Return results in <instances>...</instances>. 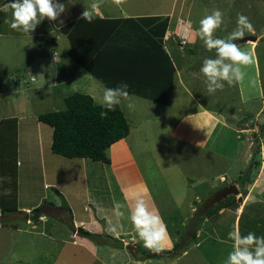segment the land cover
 <instances>
[{"label":"rangeland","instance_id":"1","mask_svg":"<svg viewBox=\"0 0 264 264\" xmlns=\"http://www.w3.org/2000/svg\"><path fill=\"white\" fill-rule=\"evenodd\" d=\"M3 2L6 0H0V6L4 5ZM59 2L64 4L65 12L56 21L45 18L31 33L11 29L9 24L4 22L6 19L11 20V9L8 12L0 11V120H10L9 123L5 124L4 138L0 144V217L11 214L9 211H11L13 203L10 200L13 194H16L17 179L19 205L39 208V212L36 213L18 211L28 214L27 220L14 219L0 223V264H118L119 262L118 259H111L109 254L112 249H107L104 244L93 241H90V245L88 243H75L76 239L68 229L69 220L65 214L68 207L57 192L61 189L70 201V198H73L76 193L78 195L85 193L83 189L85 179L90 181L91 177H96L94 180L99 182L91 183V185L96 184L94 188L91 186V199L101 207H106L111 203V199L118 196L117 186L112 187L110 182L107 186L103 179L105 175L99 170H94L93 175L92 170L86 174L84 170L77 171L74 167L66 166L64 162L69 161L67 158H61V156L50 151L51 127L37 121L34 117L41 113L63 110L65 108L64 98L74 92L92 96L93 93L88 88L89 86L94 88L93 91H97L102 99L104 88L102 83L72 61V58L67 54L71 47L69 40L59 32V26L61 27L81 17L85 10L84 3H91V0H59ZM99 8L111 13L110 17L129 15L168 17V25L162 39V45L165 52L171 56L172 52L174 54L180 52L179 58H172V60H174L175 65L177 63L182 72L181 78L186 79L187 90L196 95L202 101L201 103H205L211 110L221 112L227 117L233 113V116L230 117L231 121L222 116V121L225 123L231 125L233 122L234 125L238 121L242 123L247 121L249 127L255 126L258 129V132L256 130L257 133L253 136L249 133L246 142L245 140L241 142L240 148L247 147V151H249V148L258 147L259 140L264 145V93L257 99V103H245L237 107L239 95L235 83L229 86L225 82L223 90H217L212 94L207 91L205 82L199 84L198 78L191 86L188 82L192 81L186 74L193 70V74L196 72L203 75L200 72L202 62L206 57L215 58V50H208L198 36L196 38L197 43L191 45L194 49L192 50V47H188L189 43L182 44L186 40L181 38V35L174 37L172 32L167 33L169 23L173 26L174 21L175 23L179 21L185 28L192 27L191 34L196 36L200 20L206 15H210L214 9H219L223 13V23L214 35L217 38H224L236 29L237 14H244L253 25V30L251 32L246 31L245 36L256 37L260 35L251 50L248 43L239 44L242 50L251 53L252 59L253 57L256 59V66L254 63L242 66V70L247 73L245 80L250 78V81H254V84L250 83V87L247 86V93L253 90L257 92L256 80L261 82L264 91V0H104L103 5ZM169 40L174 42L173 48L169 45ZM178 41L182 44L181 46L177 44ZM80 42L83 44V47L80 48H84V50H88L92 43L103 44V40L96 36L95 32ZM79 50L82 51V49ZM188 50H192V55L198 56L195 59L191 58ZM101 59L104 58H100L101 62L97 61L103 64ZM190 62L192 64L191 70L188 68ZM255 68L259 71L258 77ZM30 69L33 71L32 73L29 72ZM139 74L142 75L141 72ZM60 77L62 82L59 81ZM66 77L67 81H65ZM32 78L34 79L32 80ZM173 78L172 76L171 84ZM167 81L169 82V78ZM38 88H41V94H38ZM22 90H25V94L22 93ZM46 92L47 97L44 96ZM151 93V90L146 87L144 94L151 96ZM3 94L5 96H2ZM20 95H26V97L30 95V100L21 102ZM132 95L135 96V94ZM176 95L179 100L170 110L167 107L142 99L138 95L136 97L140 98V103L134 111H129L123 105L120 108L129 123V129H131V135L129 139L127 136V139L129 140V152H132L133 157H135L133 166L139 167L143 173L171 235H177L176 231L181 230L180 235L175 238V242L179 241L180 244L187 231L185 224L187 225L188 222L186 223L182 219L189 212L188 205H193V208L197 205L189 199L203 191L204 188L198 181L199 176L203 173L207 176L218 175L222 169L226 168L225 166H230L229 172L232 175L227 181L243 185L246 183V179L253 178L251 168L254 167L250 161L245 165L242 162L232 163L214 157L209 159V155L201 157L192 147L178 143V139L174 141L169 139L167 132L170 129V123L177 121L184 113L193 112L194 109L192 106L188 108L186 101L189 97L181 93L179 88ZM96 98L94 102L101 104V99L96 100ZM236 108H239L237 114H235ZM252 115L256 117L255 122L253 121L254 118L253 120L250 119ZM12 118H15V124ZM12 121L13 125L11 126ZM249 121L253 124L251 123V125ZM14 125L16 134L12 132ZM147 126L152 127V134H155V138L152 134L147 133V130H150V127ZM216 128L217 124L214 125V129L208 138L211 146H217L218 152L224 149L232 151V148L235 147L234 136L225 134L217 144L213 132L219 131L220 128ZM180 129H184V123ZM14 146H16V153ZM17 156L23 163L25 162L18 173L19 175H16L15 171L16 163H20ZM194 156H198L199 165L195 166L191 162ZM248 170H251V173ZM188 178L195 183L193 190L187 187ZM111 181L114 183L113 179ZM214 188L215 185L208 188L209 193L213 192L214 194L216 191ZM220 190L217 197L213 196V202H217L218 196L229 193V191L224 193ZM81 196L82 199L77 204L78 208L80 212H83L85 205L89 209V214L93 209L86 204L85 197ZM39 214L43 216L40 218L41 221L37 219ZM124 218L127 220L126 215ZM99 236L97 241L111 238L107 235ZM115 240L117 239L115 238ZM128 242L132 245L126 246L125 249H127L130 257H132L131 254H134L149 257L147 259L159 258V253L157 254L156 251L153 256L148 253L149 249L143 246L140 239L137 242L133 240H128ZM162 251L167 250H160L159 252ZM199 251H201L200 254ZM176 257L172 256L159 260L164 264H170ZM187 260H207V256L202 253V250L193 249L179 262L182 264ZM153 264L160 263L154 262Z\"/></svg>","mask_w":264,"mask_h":264},{"label":"crops","instance_id":"2","mask_svg":"<svg viewBox=\"0 0 264 264\" xmlns=\"http://www.w3.org/2000/svg\"><path fill=\"white\" fill-rule=\"evenodd\" d=\"M5 3L6 2H3V4ZM110 15L111 13L101 10V8L95 10V17L99 19H122V18L124 19L130 17H146V15H129L123 17H110ZM149 16H159V15H149ZM174 23L173 26L171 23H169L167 33H169V31L172 32L174 37L175 36L178 37L181 35V38H184V40H186L182 44L186 45L187 42L190 44L188 47H192L191 45L197 43V39H196L197 35L192 36L191 34L192 27H190L189 29L185 28L183 27V24L180 23L179 21L175 24ZM254 38H256L255 41L246 42L248 43L250 50L253 49L257 40L260 38V35L256 37L254 36ZM168 42H170L169 45L171 46V48H173L172 44L174 42H172L171 40H169ZM177 44L179 46L182 45L179 43V41ZM192 50H194L193 47ZM192 50H188V53L190 54L189 56H191V58L195 59L198 55H192L193 54ZM172 53H173L172 54L173 57L167 52V55L169 56L171 63L175 69L173 75L174 77L173 82L171 84L169 104L164 105L140 97L152 103H156L158 105L167 107L169 110L171 109V107L173 108V106L179 100L176 95L178 88L180 89L181 93L189 97V99L186 102L188 108L189 106L194 107L193 112L184 113L182 114L181 117L177 119V121H175L174 123H170V129L167 132V134L169 135V139H171L172 141L178 139V143H183L184 145H187V147L188 146L192 147L195 150V152L198 153V156L201 155V157H204L205 155H209V159H212L214 157L215 159H221V160L223 159L224 161L228 160L231 161L232 163L242 162L245 163V165H247V163L250 161L252 163L251 165L254 168H251L253 171L252 172L253 178L246 179V183L243 185H239V184L237 185L235 184V182L227 181L228 178L232 175L229 172L230 166H225L226 168L222 169L221 173H219L218 175L212 174L207 176L204 175L203 173L202 175L199 176L200 179L198 181H200L201 183L200 185L204 188L203 191H200V193L193 195V197L189 199V201L191 200L192 202H195L197 205H195L194 208L193 205L192 206L188 205L189 212L182 219L184 222L186 221V223L189 221L188 218L191 219L195 211L203 205L204 200L210 198V196L213 194V192L209 193L208 191V188L213 187V185H215L214 189H216V191L217 190L219 191V189L223 190L224 188L232 186L235 188L236 194L232 192L231 194L228 193V195L226 196L229 197L233 196L234 197L233 200L232 199L228 200L224 205H222L216 211L206 214L205 217H203V219H201L196 224L195 232H194L195 237L189 240L184 251L181 254H179L173 261H171L170 264H181L179 260L181 258H184L193 249L202 250V253L205 256H207V260H192V261L187 260L182 262V264H224V262L227 259L228 253L232 251V245H233V241L230 240L228 237L229 232L238 228L242 235H246L249 232H254L257 236H264V145L262 144L261 140H259L258 147L255 146L253 148H249V151H247L248 150L247 147L240 148L241 142H243L244 140L246 142L249 133H251L253 136L255 133L258 132V129L255 126L253 127L251 126L253 124L251 121H249L250 124L252 123L250 125L251 127H249L247 121L243 123L238 121L237 124L234 125L232 122L231 125H229L224 121H222V116L223 118H226L227 120L230 119L231 121L230 117L233 116V113L230 114L229 117H227V115L224 116L221 112H217L216 110H211L209 107H207V105H205V103L204 104L201 103L202 101L198 99L196 95L191 94L187 90V86H186L187 83L185 84L186 79H183L184 77L181 78L182 72L180 71L177 63L175 65L174 60H172V58L174 59L179 58L178 55L180 54V52H178L177 54H174V52ZM255 60L256 59H254L253 57L252 63H254L256 66ZM188 65H187L188 68L191 70L192 67L191 62ZM255 71H256V76L258 77L259 71L257 70V68H255ZM29 72L32 73L33 71L30 69ZM186 76L192 81V82L190 81L188 82L191 86H193V83H195L197 78L199 84L205 82L204 79L205 77H203V75H199L196 72L193 74V70H191V72H188ZM167 79L166 77H161L160 74L156 72L147 71L146 74L144 75V78L139 80L140 82L139 87L143 91H145L146 87L149 88L152 92L151 93L152 97H157V95L166 96L167 86H168ZM59 81L62 82L61 77ZM65 81H67V77ZM101 85L104 87L103 84ZM256 85H257V92H254L253 90L250 91V93H247V86L250 87V78H247L246 80L244 78L243 81L235 83L239 95V97H237V102H238L237 107H240L241 104H245V103L248 104L257 103L258 101L257 99H259L263 95L264 91L262 89V85L259 80H256ZM88 88L91 89V93L93 94L95 93V95L92 94L91 96L93 100L97 96L98 98H96V100L101 99L99 93L97 91L96 92L93 91L94 88H91V86H89ZM40 91L41 88H38V92H39L38 94H41ZM23 92L25 94V90H22V93ZM34 92H37V90H34ZM2 96H5V94H3ZM44 96L47 97V92L44 94ZM20 98H21V102L25 100H30L29 99L30 95H28V97H26V95L23 96L20 95ZM235 110H236L235 114H237L239 112L238 111L239 108H236ZM36 116L37 115L34 116L35 119ZM255 118H256L255 115L254 116L252 115L250 117V119H252L254 122L256 121ZM243 119L246 120L245 118ZM183 123H184V129L181 130L180 126ZM215 124H217V128L219 127L221 130V131L215 130L213 132V135H215L214 138L217 139L216 142L217 144L221 141V137L225 134L234 136L235 147L232 148V151H227V149H224L223 151L218 152V149L216 148L217 146L216 147L211 146V143L208 141V138L211 132L213 131ZM147 127H150V130L146 129L147 133L152 134V127L151 126H147ZM130 135H131V129L128 135V139ZM152 135L154 136L155 134ZM128 139L126 137L109 147V149L107 150V156L110 160L108 165L101 162H94L89 159H68L69 161L64 162L66 166L74 167L77 171L84 170L86 174L89 173V170H92V173L94 175V170H99L105 175L103 179L105 180L104 183H106L107 186H109V182L112 184L111 185L112 187L115 185L117 186L118 196H116L114 199H111V203L108 204L106 207H101L91 199V195H90L91 186L92 188L96 186V184L91 185V183L99 182L94 180L96 179V177H91L90 181L88 179H85L83 186V189L85 190L86 193L85 196H84L85 194L84 192L79 193V195L78 193H76L73 196V198H70L69 201L66 197V194L61 189L60 191L58 190L57 192L63 198L62 200L65 202V204L68 207L67 209L69 212L66 211L65 214L67 216V219L69 220L68 229L69 231H71V234L76 239L75 243H88L90 245L91 240L83 238L77 234V229L81 228L84 231L89 232L91 234L107 235L108 237H111L113 239L116 238L118 241L120 240V242L123 245L122 248L110 247L106 245L107 249L109 248L112 249V252H110L109 254L111 256V259L114 260L118 259L119 260L118 264H153L154 262L164 264L159 260L161 258L135 260L132 257H130L127 249H125L126 246L129 247V245H132V243H129L128 240H133L134 242H137L139 240V237L137 236L135 229L133 228L131 221L128 218L127 213L129 212L127 209H125V213L127 212L125 214L127 220L125 218H117L113 212L114 203L117 201L121 203H126V197L129 196V189L132 186H136V188L140 191H143L145 189L147 190L150 204L161 215V212L157 205V200L155 199L154 195L151 193L150 187H148L149 185L147 184L146 179L143 177V173L140 171L139 167H136L135 165L133 166L135 157H133L132 152L131 153L129 152L130 147H129ZM17 155H18V150H17ZM198 156L197 157L194 156L193 160H191V162H193L195 166L200 164V162L198 161ZM18 159L20 160V163L18 162L16 163V170H15L16 175H19L18 173L20 169L23 168L25 164V162L23 163V161L19 158V156H17V160ZM248 171H250L251 173V170ZM112 179L114 180V183L111 181ZM192 181H193L192 179L188 178L187 187L188 189L193 190L195 183L194 181L193 182ZM16 186H17L16 201L14 204H12V206L14 205L13 207L16 208V212L18 211L32 212L34 207H24L19 205L18 179ZM81 195L85 197L86 204L91 206L93 209V211H90L89 214H88L89 209L88 207L86 208L85 205L83 207V212H80V209L78 208L77 204L78 201L82 199ZM223 200L224 197L221 198V201ZM216 201L219 202V199ZM65 204L63 203V205ZM215 204L216 202H211V204L209 203L207 205L208 206L207 209L210 210ZM42 217L43 216L39 214L37 219L41 221L42 219L40 218ZM110 228H114L115 230L112 231L110 230ZM185 228H187L186 224H185ZM176 232L177 235L174 234L171 235V232H169L168 230L169 237L162 245L161 250H169L173 247L175 238L176 236L180 235L181 230L179 231L177 230ZM72 242L74 243L73 240ZM200 252L201 251H199L198 253L200 254ZM156 253L158 254L159 251H156Z\"/></svg>","mask_w":264,"mask_h":264},{"label":"trees","instance_id":"3","mask_svg":"<svg viewBox=\"0 0 264 264\" xmlns=\"http://www.w3.org/2000/svg\"><path fill=\"white\" fill-rule=\"evenodd\" d=\"M167 25L168 17H130L124 19H99L95 17L91 23L79 17L77 20L61 26L60 32L69 40L71 47L67 54L72 58V61L97 78L104 87H115L121 82H126L131 94L168 105L175 69L162 45ZM92 32H95V35L103 40V44L92 43L88 50L80 48L83 47L80 41L91 36ZM100 58H104L101 59L103 64L97 61H100ZM147 71L156 72L161 77L169 78L166 96H146L144 91L140 89L139 80L144 78ZM64 104L63 110L41 113L36 116L37 121L49 125L52 129L50 151L67 159H89L108 165L110 160L107 156V150L114 143L126 138L130 130L129 123L120 106H117L114 111H110L107 117L102 119L100 116V112L103 110L101 104H96L88 94L74 92L64 98ZM12 119L15 124V118ZM9 122L10 120L0 121V144L4 138L5 124ZM12 132L16 134L15 125ZM14 145L16 144L14 143ZM14 148L16 153V146ZM217 193L219 191L204 200L203 205L195 211L186 225L188 232L186 231L184 239H181L182 242L179 244V241H176L171 250L159 252V258L176 257L181 254L189 240L195 237L196 224L206 214L216 211L228 200L234 199L233 196H225L224 200L221 201L223 197L220 195L218 196L219 202H216L208 210L207 205L214 201L213 196L217 197ZM10 201L15 203L16 194H13ZM15 212V207L9 211V213ZM32 212H39V208H34ZM77 234L95 243L122 247V243L113 238L97 241L96 239L100 238L99 235L91 234L81 228L77 229ZM148 253L153 256L155 251L148 250ZM131 256L135 260L149 258L134 254Z\"/></svg>","mask_w":264,"mask_h":264},{"label":"clouds","instance_id":"4","mask_svg":"<svg viewBox=\"0 0 264 264\" xmlns=\"http://www.w3.org/2000/svg\"><path fill=\"white\" fill-rule=\"evenodd\" d=\"M104 0H91L84 3L85 10L80 19L91 23L95 18V10L101 7ZM12 11L11 20L4 22L10 28L24 33L34 32L37 25L47 18L56 21L65 12V6L59 0H10L0 6V11ZM223 23V13L214 9L199 22L196 35L204 42L208 50H215V58H204L200 72L205 77L207 91L212 94L223 90L225 82L231 86L244 80L247 73L242 66L252 63L249 51L242 50L236 43L251 32L253 25L249 18L242 13L237 14V27L228 36L217 38L214 33ZM254 84V81H250ZM140 103V98L129 92V85L121 82L115 87H104L101 99V118H106L110 111L117 106H125L134 111ZM129 212L128 218L143 246L152 251H160L169 233L166 223L157 210L150 204L147 190L140 191L136 186L129 189L126 203H114L113 212L117 218L125 217V209ZM114 231V228H110ZM233 241L232 251L229 252L224 264H264V236H257L254 232L242 235L239 229L228 233Z\"/></svg>","mask_w":264,"mask_h":264},{"label":"water","instance_id":"5","mask_svg":"<svg viewBox=\"0 0 264 264\" xmlns=\"http://www.w3.org/2000/svg\"><path fill=\"white\" fill-rule=\"evenodd\" d=\"M7 2H10V0H6V3ZM255 40H256V38H254V37L245 36L242 39L237 40L236 43L239 45V44L245 43L247 41H255ZM222 191L224 193L229 191L230 194H231V192L234 193V194H236V190L232 186L227 187V188H224ZM226 195H228V193H226L225 195H221V196L222 197H225ZM14 219L27 220L28 219V214L20 213V212H15V213L7 214L5 216H1L0 217V223L7 222V221H10V220H14Z\"/></svg>","mask_w":264,"mask_h":264},{"label":"built area","instance_id":"6","mask_svg":"<svg viewBox=\"0 0 264 264\" xmlns=\"http://www.w3.org/2000/svg\"><path fill=\"white\" fill-rule=\"evenodd\" d=\"M32 80H33V78H32ZM248 131V130H247ZM250 132V131H249Z\"/></svg>","mask_w":264,"mask_h":264}]
</instances>
